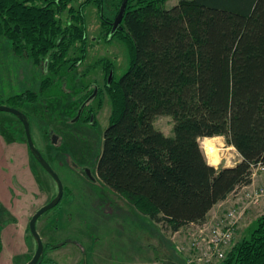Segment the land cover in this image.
<instances>
[{"label": "trees", "instance_id": "1", "mask_svg": "<svg viewBox=\"0 0 264 264\" xmlns=\"http://www.w3.org/2000/svg\"><path fill=\"white\" fill-rule=\"evenodd\" d=\"M76 1L0 0V34L16 55L58 75L86 55L84 7L92 0ZM166 1L127 0L112 35L126 44L129 63L106 83L111 112L96 173L152 221L177 231L205 222L264 166V0H178L170 8ZM73 47L78 60L68 56ZM49 81H40L41 91ZM37 94L10 97L31 103ZM165 114L173 118L172 136L154 124ZM219 135L240 154L235 164L206 162L200 138ZM53 247L44 243L36 264H58L44 257ZM220 264H264V212Z\"/></svg>", "mask_w": 264, "mask_h": 264}, {"label": "rangeland", "instance_id": "2", "mask_svg": "<svg viewBox=\"0 0 264 264\" xmlns=\"http://www.w3.org/2000/svg\"><path fill=\"white\" fill-rule=\"evenodd\" d=\"M82 1L85 0H77L74 6ZM177 2L167 0L165 6L170 8ZM118 6L119 0H92L84 7L87 21L86 55L78 60L80 50L73 47L68 56L78 62L65 65L58 75H53L29 57L16 55L9 41L0 34V104L26 113L36 147L63 183L60 202L43 212L36 223L43 243L54 245L47 249L44 257L58 264H86L93 256L106 263L135 264L133 259L144 253L143 257L150 259V264H169L172 260L177 261L175 264H196L192 261L194 250L190 248L191 237L186 228L176 235L177 241L174 242V248L183 261L176 253H172L171 259L170 253L167 254L173 249L169 227L165 223L152 221L131 201L104 185L97 177L96 165L103 132L109 125L111 112V100L105 89L110 72L107 65L112 66V79H118L129 63L128 49L121 37H109ZM62 16L65 20L66 14ZM48 75L50 85L41 91L40 81ZM95 86L98 87L96 95L88 101L81 115L72 121ZM28 90L38 94L41 91L34 102L21 103L10 97ZM90 114L94 117L89 119ZM154 124L166 135H173L171 115L157 116ZM53 134L57 136L55 143ZM0 137L6 142L27 144L21 122L9 111L0 110ZM215 143L219 148V166L233 165L240 159V154L226 142L224 136H217ZM205 154L208 160L213 159L211 154ZM26 157L24 175L16 174L11 179L15 190L12 205L6 208L0 202V224L14 221L20 212H27V218L31 219L58 192L55 180L33 158L29 148ZM87 168L91 174L87 173ZM254 174V187L248 188L255 191L264 183V168L254 167ZM243 190L239 188L233 193L230 205H223L218 214H222L232 203L241 202L239 198ZM262 212L264 195L257 204L247 207L233 243L249 234L255 218ZM215 215L212 213L210 218ZM144 234L148 235L147 240ZM29 252L25 257L16 258L18 264H26L32 258L35 247ZM195 254L198 253L194 251Z\"/></svg>", "mask_w": 264, "mask_h": 264}, {"label": "crops", "instance_id": "3", "mask_svg": "<svg viewBox=\"0 0 264 264\" xmlns=\"http://www.w3.org/2000/svg\"><path fill=\"white\" fill-rule=\"evenodd\" d=\"M25 145L27 146L25 147ZM25 145L20 142L19 144L14 142H6L2 137H0V202L6 208L12 205L11 198L15 192V190L12 188L11 179L15 178L16 174H20L21 176L24 175V165L27 159L26 153L28 152L29 148L28 144L25 143ZM248 187H254V177L250 184L241 186L240 190H245ZM232 194L233 192L225 200L217 203L209 211L207 218L210 217L212 213L218 214L223 205H230L232 201ZM29 220L30 218H27V212H20V214L16 215L14 221H10L7 223L2 222L0 224V264H18L19 262L16 259L17 257H25L27 256V254H30L29 250L32 249L33 246L36 250V240L28 232ZM184 228L185 226L177 231H171L169 233V239L171 238L173 249L172 252H167V254L170 253L171 259L173 257V254L176 253L178 257L183 261L182 256L178 252H176L174 248L176 246V243L174 242L177 241L176 235ZM144 236L145 240H147L148 235L144 234ZM143 254L144 253H141V256L137 259H133L132 262H135V264H150V259L144 258ZM175 262L177 261L172 260L169 262V264H175ZM86 264H112V262L106 263L105 260L102 261L99 258L93 256L92 259L87 261Z\"/></svg>", "mask_w": 264, "mask_h": 264}, {"label": "built area", "instance_id": "4", "mask_svg": "<svg viewBox=\"0 0 264 264\" xmlns=\"http://www.w3.org/2000/svg\"><path fill=\"white\" fill-rule=\"evenodd\" d=\"M258 166L264 168L261 164ZM253 189L243 190L240 198L238 195L243 205L238 201L232 203L222 214H216L212 218L208 217L205 222L192 224L186 228L191 237L190 248L198 253L193 255L194 251H192L193 262L196 264H220L228 248L233 244L236 229L247 207L251 204H257L264 195V183L260 188H256L257 190L254 191Z\"/></svg>", "mask_w": 264, "mask_h": 264}, {"label": "water", "instance_id": "5", "mask_svg": "<svg viewBox=\"0 0 264 264\" xmlns=\"http://www.w3.org/2000/svg\"><path fill=\"white\" fill-rule=\"evenodd\" d=\"M126 5H127V0H122L121 5H120L119 10H118V13H117L116 17L114 18V20L112 21V28L110 31V36H112L116 32V30L120 27L121 21L123 19L124 14H125ZM112 76H113V72H112V70H110L109 76H108V83L111 82ZM97 90H98V87L96 86L94 88V91L82 102V104L78 110L77 116L75 118H73L72 121L76 120L81 115L84 106L86 105V103L89 100H91L96 95ZM0 110L9 111V112L13 113L22 122L23 127H24V131H25V135H26L27 144H28V147H29L31 153L37 158V160L43 166V168L53 177V179L55 180L57 187H58L57 194L50 201H48L46 204L41 206L32 215V217L29 221V229H30L31 234L33 235V237L36 240L37 247H36V250H35L32 258L26 264H36L38 261H40L42 253L44 251V243H43L41 236L37 230L36 223H37L38 218L40 217V215L43 212H45L48 209L56 206L60 202V200L62 199V196H63V183H62L59 175L55 172V170L52 168V166L47 161V159L43 156V154L40 152V150L36 147L35 142L32 138L30 122H29V119H28V116L26 115V113L23 112L22 110L18 109V108L8 106V105H4V104H0ZM52 140L54 141V143L57 141V136L55 134L52 135ZM86 171L88 174H91L90 169L87 168Z\"/></svg>", "mask_w": 264, "mask_h": 264}, {"label": "bare ground", "instance_id": "6", "mask_svg": "<svg viewBox=\"0 0 264 264\" xmlns=\"http://www.w3.org/2000/svg\"><path fill=\"white\" fill-rule=\"evenodd\" d=\"M217 136L213 137H204L201 139V145L206 153L211 154L213 156V159H216L220 161L219 158V148L216 147L215 138ZM212 159V160H213Z\"/></svg>", "mask_w": 264, "mask_h": 264}, {"label": "clouds", "instance_id": "7", "mask_svg": "<svg viewBox=\"0 0 264 264\" xmlns=\"http://www.w3.org/2000/svg\"><path fill=\"white\" fill-rule=\"evenodd\" d=\"M206 162L208 163L209 166H212V167H218L219 163H220V161H218L216 159L208 160ZM225 166H228V165L226 164Z\"/></svg>", "mask_w": 264, "mask_h": 264}, {"label": "flooded vegetation", "instance_id": "8", "mask_svg": "<svg viewBox=\"0 0 264 264\" xmlns=\"http://www.w3.org/2000/svg\"><path fill=\"white\" fill-rule=\"evenodd\" d=\"M120 7V6H119ZM96 87V86H95ZM94 116H93V114H90V118H93ZM21 122V121H20ZM22 123V122H21Z\"/></svg>", "mask_w": 264, "mask_h": 264}]
</instances>
